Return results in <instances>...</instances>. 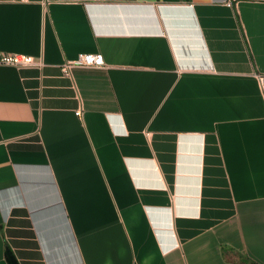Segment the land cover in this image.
Wrapping results in <instances>:
<instances>
[{"label": "crops", "instance_id": "crops-1", "mask_svg": "<svg viewBox=\"0 0 264 264\" xmlns=\"http://www.w3.org/2000/svg\"><path fill=\"white\" fill-rule=\"evenodd\" d=\"M0 50V264H264V0H0Z\"/></svg>", "mask_w": 264, "mask_h": 264}, {"label": "built area", "instance_id": "built-area-1", "mask_svg": "<svg viewBox=\"0 0 264 264\" xmlns=\"http://www.w3.org/2000/svg\"><path fill=\"white\" fill-rule=\"evenodd\" d=\"M42 63L43 62L41 59L36 58L33 55L0 50V64H10L17 66H28V65L40 66L42 65ZM104 63L105 62H104L103 53L87 52V53H80L77 59L73 61H69L68 63L64 64L63 68L65 71H67L71 66L75 64L98 66V65H103ZM261 78L264 79L263 76H261Z\"/></svg>", "mask_w": 264, "mask_h": 264}, {"label": "trees", "instance_id": "trees-1", "mask_svg": "<svg viewBox=\"0 0 264 264\" xmlns=\"http://www.w3.org/2000/svg\"><path fill=\"white\" fill-rule=\"evenodd\" d=\"M9 257L11 264H19L14 255L9 251ZM242 264H257L256 262L249 260V259H242Z\"/></svg>", "mask_w": 264, "mask_h": 264}]
</instances>
